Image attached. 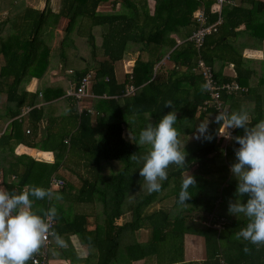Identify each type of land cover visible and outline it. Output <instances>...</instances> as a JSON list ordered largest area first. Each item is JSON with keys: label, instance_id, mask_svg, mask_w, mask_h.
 Instances as JSON below:
<instances>
[{"label": "trees", "instance_id": "1", "mask_svg": "<svg viewBox=\"0 0 264 264\" xmlns=\"http://www.w3.org/2000/svg\"><path fill=\"white\" fill-rule=\"evenodd\" d=\"M105 1L108 0H60L57 11L50 8L49 0L40 10L25 7L20 1L19 5L12 6L19 12L13 32L11 25L5 26L8 20L2 21L0 99L5 95L6 106L0 116L12 118L0 137V152H6L0 167V179L6 190L19 193L25 186L32 185L50 189V177L61 167V159L51 164H39L30 156L14 153L15 146L22 143L26 130L31 141L35 138L32 129H25L27 126L24 125L26 119L23 115L20 119L17 118L22 108L25 105L31 106L25 113H29L35 125L43 112L35 107L37 92H27L23 83L32 77L40 78L44 75L52 57L60 61L63 69L73 67L75 86L86 74H90L91 89L97 94L107 91L112 96L121 95L129 85L135 86V92L125 99L131 110L126 112L132 115L147 112L152 117L153 124L172 110L165 106L167 101H172L175 110L182 107L180 121L176 123L180 134L182 133L179 139L184 133L183 143L195 139V127L201 121L213 119L218 114L213 103L205 104L210 96L208 91H201V85L205 81L198 67L199 59L212 68L214 78L240 85V89L232 93L221 91L220 99L228 112L250 104L249 126L264 120V47L259 64L253 60L251 63V59L245 60L242 56L243 47L249 46L251 41L255 44L258 42L261 47L264 45V0H227L222 6V23L205 37L199 49L187 40L199 27L194 13L204 8L206 24L215 22L217 12L212 8L214 0H154L152 14L148 12L147 3L140 4L138 0L112 1L113 10L117 2H121L129 9L128 12L100 11L98 7ZM63 20L66 22L60 39L57 29ZM94 29L100 36L99 43ZM130 45H139L138 55L131 74H125L123 81L117 83L116 65L122 61ZM165 56L174 66L165 70L159 66L156 68ZM217 62L220 67L224 63H232L236 68V75L220 77L216 70ZM78 65L81 66L77 67ZM51 93L59 96L61 91ZM133 106L136 108H132ZM196 110L200 111L198 116H195ZM186 119H189L192 126L182 129L181 120ZM100 125V129L97 124L91 127L89 113L83 111L77 129H61L56 146L44 150L61 153L62 156L67 154L71 158L79 155L78 150L88 151L91 158L84 155L78 157L89 162L94 159L92 168L97 173L100 160H118L123 163L121 170L106 183L107 190L114 194V205L107 216V226L100 230H88L82 222L79 228H75L76 221L86 219L85 216H79L81 219L69 222L71 224L64 228V232L58 231L54 226V233L76 235L88 246L95 247L101 254V264H111L123 242L121 238L124 232L125 235L133 236L135 230L143 224L149 227V238L143 243L133 238L126 245L129 262L152 254L157 259V264H264V246L257 250L255 245L235 238L236 233L246 226L247 219L240 215L235 219L227 216L228 219L221 221L223 215L219 212L220 205L234 197L237 186V181L230 172L231 164L221 158L235 155L234 150L239 147L235 141L217 136L214 141L217 130L214 129L213 141L193 150L190 164L187 163L184 168L169 166L168 179L163 182L161 191L142 195L137 193L140 183H122L117 179L119 173L131 163L143 166L142 160L137 162L130 158L133 154L143 156L148 151L149 146L139 147L136 143L142 129L127 130L122 114L120 118L116 117L115 120ZM128 132L130 139L125 138ZM243 134V129L232 132L233 136ZM67 135L69 145L63 141ZM29 145L37 146V143L33 141ZM0 162L2 163L1 160ZM194 164L197 166L192 175L196 178V187L189 189L191 199L178 207L182 179L186 177L185 171ZM12 176L17 177V180H11ZM90 189L93 200L97 181L91 184ZM127 195L132 197H128L126 203L124 198ZM102 198L106 201L108 194ZM168 198L171 199L167 200ZM244 199L246 202L247 197ZM110 202L111 199L105 202L108 204L106 208L111 206ZM123 204H127L125 207L131 212V219L123 225L115 226L113 221L120 215L119 209ZM186 205L192 211L187 210ZM35 207L46 211L50 207V201L47 198L37 200ZM198 221H208L209 224L197 227ZM186 233L203 236L205 256L202 260L185 261L183 239ZM91 238L98 242H88ZM245 245L251 249L250 253L244 252ZM48 253V256L53 254L51 249ZM34 255H39V252ZM27 264L34 263L29 260Z\"/></svg>", "mask_w": 264, "mask_h": 264}, {"label": "crops", "instance_id": "2", "mask_svg": "<svg viewBox=\"0 0 264 264\" xmlns=\"http://www.w3.org/2000/svg\"><path fill=\"white\" fill-rule=\"evenodd\" d=\"M22 0H12L11 2L9 0H0V22L5 21L6 19L8 21L7 25H11V32H13V28L15 25V20L18 16V11L14 10L12 6L14 4H18ZM112 1L108 0L105 2H102L98 9L100 11H113V12H128L129 9L125 8L121 2H117L115 6V10L112 9ZM140 4L146 2L148 6V12L149 14H152L154 12V6L155 1L154 0H138ZM25 5V7H32L34 9H43V7H36V5H33L31 3L26 2V0L22 1ZM60 3V0H59ZM58 6L55 9H52L53 11H57ZM14 7V6H13ZM64 24L66 20H63ZM63 21L61 24H63ZM4 26V27H5ZM64 26V25H63ZM62 26V28H63ZM3 28V27H2ZM0 26V29H2ZM242 29V26L240 27ZM97 29V28H96ZM94 29V34H97L98 37V43L99 41V35L98 32ZM59 38H62V30H58ZM176 36V35H175ZM180 40L178 41V43ZM251 44L249 46H244L242 50V56L244 59H251L256 63L259 64V62L263 58V50L259 46L258 42L256 44L254 41L250 42ZM139 45L138 46H129L128 51L126 52L125 56L123 57L121 62L122 67L120 68V72L117 71V65H116V80L117 83H120L123 81V77L125 74H131L132 68L134 65L135 58L138 55L139 52ZM3 60L2 56H0V61ZM249 62V63H250ZM81 65H78L77 67H80ZM159 66L162 70L164 69H171L174 64L173 62L168 58L164 57L157 65L156 68ZM216 70H218V73H220L221 76L225 75H236V68L232 63H224L222 67H220V64L216 63ZM73 67L68 69H63L60 61L58 59L52 57L51 61L49 62V66L47 68V72L42 75L40 78L32 77L28 81L23 83V88L29 92V93H35L37 92V97L35 99V107L39 110H42V115L40 116V119L36 122V125L32 121V117L29 116V113H25V107L26 109H30L31 106L25 105L22 110L19 117L23 115V118H25L24 125L27 126L25 129H32L33 132H35V138L33 139L34 143H37V146H30L29 143H32L31 138H29L27 134V130L25 132V135L22 136V143L18 144L14 148V153L16 155H27L32 157L35 161H37L39 164H51L55 160H60V168L57 170L55 174L52 176H55L59 179H62L65 181V185L62 188H54L50 187L51 191L54 193H58L62 195L61 200H55L52 199L50 201V206L55 207L57 210V216L54 219V226H56V229L58 231L64 232V228L67 227L69 222H72L74 219H79V216H85L86 219H81L76 221L75 228H79L82 225V222L85 223V228L88 230L92 229H104L107 226L108 219L107 216L110 214L114 202L112 203L113 199V191L107 190L106 183L109 181L113 175L117 174L121 169L118 171L114 170L112 171L111 177L106 180H101L102 184L98 180V174L95 169L92 167L95 164V160L92 159L91 162L86 161L82 159V157H78L80 160L75 161L73 157L63 155L61 153L56 154L55 152L51 150H44V149H52L56 146L57 140L60 136L61 129H77L79 122H80V114L83 111H86L89 113L90 117V126L95 127L96 124L99 125V129L101 128L100 124L107 119L108 120H115L116 117L120 118L121 114L123 115L126 129L127 130H136L137 129H143L149 122L152 121V117L149 115V113L145 112L143 114H128L129 110V102H126L125 99L132 94H121V95H110L107 91H104L100 94L95 93L92 89H90L89 93L93 94L94 97H86L81 100H77L75 97L69 95L68 92L73 90L74 88V79H73ZM61 88V90H60ZM127 89V88H126ZM46 91V97L43 96V92ZM51 91H54V93H59L60 95H52ZM126 91V90H125ZM44 93V95H45ZM113 98V100H109ZM190 99V96H189ZM191 100V99H190ZM6 106L5 103V95L1 96L0 99V114L3 113V108ZM141 106H139L140 108ZM132 108H136L133 106ZM128 110V112H126ZM133 111H135L133 109ZM172 111V110H171ZM177 111V122L180 121L181 113L183 112V108L179 107L176 109ZM190 112V111H189ZM199 110L195 111V116H198ZM0 133H2L6 130L9 123L12 121V118L10 117H2L0 116ZM35 118V117H34ZM183 122L182 129H188L189 126L192 125L189 124L186 125L185 120H181ZM206 121V120H205ZM209 133L213 135L212 132L213 129H218L217 123H215V118L209 119ZM34 124V126H33ZM180 125V124H179ZM177 129L178 123L174 125ZM129 128V129H128ZM24 129V126L23 128ZM86 129V127H84ZM89 129V128H88ZM212 130V132L210 131ZM69 131V130H68ZM126 131V130H125ZM182 134V133H181ZM180 134V135H181ZM0 135V137H1ZM70 135V134H69ZM69 135L64 136L63 141L67 145L70 144L69 142ZM216 137V134H215ZM48 138V139H47ZM184 138L183 136L180 137V140L182 141ZM217 140V137L214 139V141ZM138 141V139L136 140ZM213 139L210 141L212 142ZM199 143L193 150L198 148L199 146L205 145L207 143H210L209 141H201V140H191L187 143H185V150L188 148V146H193L194 144ZM137 143V142H136ZM145 146V145H144ZM147 146V145H146ZM7 147V146H6ZM5 147V148H6ZM190 152V155L188 156L186 163L190 164L191 162V155L192 151ZM5 150L0 152V167L3 164L4 158H5ZM60 155V156H57ZM61 157V158H60ZM187 164V165H188ZM38 166V165H37ZM196 164L192 165L191 168H189L187 171H185L186 176L188 174L195 173L196 170ZM107 167H109L107 165ZM100 168V163H99ZM141 166L131 163L128 168L122 172L119 173L117 176V179L120 180L122 183H142L144 179L140 176L139 169ZM1 168H0V175H1ZM11 180L16 181L17 177L15 178L12 176ZM97 181V189H95V192L93 193V200L91 199V184L93 182ZM26 187V186H25ZM24 187V189H25ZM105 194H108V198H106V201L109 202V199H111V206H108L106 208L105 200L102 198ZM109 196L112 198H109ZM185 207H188L187 210L192 211L191 207L186 205ZM50 208V207H49ZM120 215H118L114 221L113 224L115 226H120L125 224L126 222H129L131 219V212L128 211V208L125 207L124 210L119 209ZM224 216V215H223ZM223 218H221L222 221ZM226 220V219H223ZM197 227L202 226H208V221H198ZM221 226V225H220ZM149 227L145 224L141 225V227L137 230H135L133 236H135V240L138 242H146L149 238ZM58 235L63 240V246H60L56 239L51 236L50 237V246L48 248L51 249V252H53L52 256H48L49 253H47V261L48 264H101L100 261V252L95 247H90L88 244L82 242L76 235H66V234H60L58 232ZM191 240L192 245L199 244L200 239H197V236L203 238V236L199 234L194 233H186L184 235V259L187 262L191 261H200L204 257L200 256H194L190 257L188 255V251L185 249V240L187 236ZM133 236L131 235H125V232L123 233V236L121 238L122 247L121 249L118 248V251H116V255L111 261V264H157V259L154 255L149 254L147 257L134 260L129 262L127 259L126 254V245L130 243V241L133 239ZM124 239H126L124 241ZM94 239H89L88 242L93 241ZM204 240V238H203ZM98 240H94V243H97ZM149 250V249H148ZM38 256V255H36Z\"/></svg>", "mask_w": 264, "mask_h": 264}, {"label": "clouds", "instance_id": "3", "mask_svg": "<svg viewBox=\"0 0 264 264\" xmlns=\"http://www.w3.org/2000/svg\"><path fill=\"white\" fill-rule=\"evenodd\" d=\"M208 84L201 85V91L208 90ZM172 111L153 124L149 122L139 133L137 145L149 146L143 156L133 154L130 158L143 166L140 176L146 182L149 193L162 190L163 182L168 179L170 165L178 168L187 166L188 156L185 143L180 139V131L174 127L177 122V111L172 101L165 103ZM250 114L246 109L227 112L220 111L215 116L217 137L235 141L239 147L235 149L236 161L230 166V172L237 181L234 200H229L228 213L236 217L243 215L247 224L236 233L235 238L246 241L257 247L264 246V120L249 126ZM209 119L201 121L195 128L194 138L211 141L214 137L209 133ZM235 129H243V135L233 136ZM196 178L188 174L182 179L178 203L185 205L191 199L189 189L196 187ZM245 197H247L245 202ZM63 197L50 189L35 185L26 186L17 193L0 188V264H27L34 254L53 236L60 246L61 237L52 231L51 220L57 216L55 207L48 210L36 208L35 201ZM244 252L251 249L245 245Z\"/></svg>", "mask_w": 264, "mask_h": 264}, {"label": "built area", "instance_id": "4", "mask_svg": "<svg viewBox=\"0 0 264 264\" xmlns=\"http://www.w3.org/2000/svg\"><path fill=\"white\" fill-rule=\"evenodd\" d=\"M226 1L227 0H214V3L212 4V8L213 11L217 12V19L215 22L211 24H206V14L204 8H200L199 10L195 11L194 15L196 17V21L199 23V27L189 35L187 40L193 42L198 49L202 46L205 37L209 35L211 32L215 31L217 25L222 23V6ZM198 67L200 68V72L204 77L205 83H207L209 86L207 91L209 93L210 100L205 102V104L211 102L214 104V107L218 112L227 111L224 108L223 103L220 99L221 91L232 93L240 89V85L236 82H223L222 80H218L214 78L212 68L209 65H207L202 59L198 60ZM90 89H91V75L86 74L80 80L77 86L74 85L73 90L69 91L68 94L75 97L77 100H81L86 97H94L93 94L89 93ZM135 90H136L135 86L129 85L126 91L124 92V94H133ZM26 111L27 109H25V112ZM49 183H50V187H54V188H62L65 185L64 180L59 179L55 176L50 177ZM0 188L5 189L4 185H2L1 183V179H0ZM50 222L52 224V231H53L54 219L51 220ZM50 237L48 241L45 243V245H43L39 250V255L38 256L34 255L32 259V262L34 264H48L47 253H48V248L50 246Z\"/></svg>", "mask_w": 264, "mask_h": 264}, {"label": "rangeland", "instance_id": "5", "mask_svg": "<svg viewBox=\"0 0 264 264\" xmlns=\"http://www.w3.org/2000/svg\"><path fill=\"white\" fill-rule=\"evenodd\" d=\"M22 1H24V0H22ZM46 1L47 0H26V2L31 3L33 5H36V7H40V6L43 7L46 4ZM58 3H59V0H49V6H50L51 9H55L58 6ZM1 23L2 22H0V25H1ZM63 25H64V21H63V24L60 23V25L58 26V30H62V26ZM121 67H122L121 63H118L117 64V71L118 72H120V70H121L120 68ZM252 85H255V84L252 83ZM263 99H264V94H263ZM251 107H252V105L248 104V105H245L242 108L243 109H246L247 111H249L251 109ZM111 121H113V120H108L107 121V119H105L102 123H107V122H111ZM185 122H186V125H188L190 121H189V119H186ZM189 128H190V126H189ZM210 131L212 132L211 129H210ZM213 131H214V129H213ZM129 133L130 132H128L127 134H125V138L130 139V134ZM195 140H197V139H195ZM184 141H185V138H184ZM198 144L199 143H196L195 142V144L193 146H188V148L186 149V151L188 153V156L190 155L191 150H193ZM78 154L79 155H84L86 158H91L90 153L88 151L86 152L85 150H83V152H81L80 150H78ZM79 155H76L75 157H73V159L75 161L80 160L78 158ZM188 156H187V158H188ZM187 158H186V160H187ZM221 160L228 161L232 165L236 161V157H235V155H232L229 158L228 157H226V158L225 157H222ZM99 163H100V168H99L98 180L100 181V183L102 182L101 180L104 181V180H106V178L109 179L111 177V175H112V171H114V170L118 171L123 166V163L121 161H118V160H100ZM107 165L109 167H107ZM166 190H167V192H170V190H168V189H166ZM137 193L142 194V195H146L147 193H149L147 191V187H146V182L145 181H143L142 183L139 184ZM128 197H132V196L131 195H127L124 198V202L127 203V198ZM170 199L171 198H168L167 200H170ZM234 199H235V197L228 198V200L226 201V203H223V204L220 205V211L219 212L222 215H224L223 216V219H228L227 216H231L234 219L237 218L236 216L230 215L228 213L229 200H234ZM126 205L127 204H125V205L123 204L121 206V210H124ZM180 206L181 205H178V207H180ZM50 207H52V205ZM217 227H220V226H217ZM191 236H187L186 237V240H185V249L188 251V255H190V257H194V256H197V255L200 256V257H204L205 256V243H204L203 238L197 236V239H200V243L198 245L197 244L192 245L191 240L189 238ZM133 238L135 240L136 237L133 236ZM121 247H122V245L119 247V249H121Z\"/></svg>", "mask_w": 264, "mask_h": 264}]
</instances>
